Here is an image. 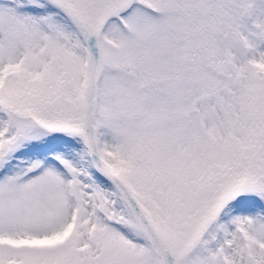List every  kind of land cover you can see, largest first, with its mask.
<instances>
[{"label":"snow or ice","instance_id":"obj_1","mask_svg":"<svg viewBox=\"0 0 264 264\" xmlns=\"http://www.w3.org/2000/svg\"><path fill=\"white\" fill-rule=\"evenodd\" d=\"M0 264H264V0H0Z\"/></svg>","mask_w":264,"mask_h":264}]
</instances>
